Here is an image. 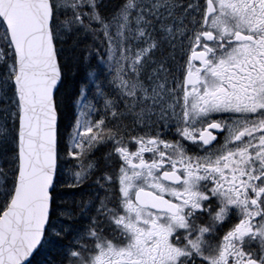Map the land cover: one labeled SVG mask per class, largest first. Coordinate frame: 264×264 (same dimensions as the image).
Masks as SVG:
<instances>
[{
  "label": "snow or ice",
  "instance_id": "obj_1",
  "mask_svg": "<svg viewBox=\"0 0 264 264\" xmlns=\"http://www.w3.org/2000/svg\"><path fill=\"white\" fill-rule=\"evenodd\" d=\"M0 264H264V0H0Z\"/></svg>",
  "mask_w": 264,
  "mask_h": 264
},
{
  "label": "trees",
  "instance_id": "obj_2",
  "mask_svg": "<svg viewBox=\"0 0 264 264\" xmlns=\"http://www.w3.org/2000/svg\"><path fill=\"white\" fill-rule=\"evenodd\" d=\"M92 63L95 64V61L93 60ZM81 75H83V73H81Z\"/></svg>",
  "mask_w": 264,
  "mask_h": 264
}]
</instances>
